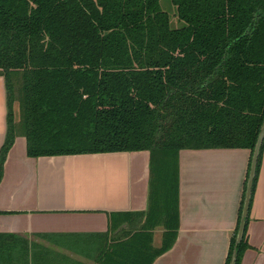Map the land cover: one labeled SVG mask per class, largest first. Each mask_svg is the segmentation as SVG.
Masks as SVG:
<instances>
[{"label": "trees", "instance_id": "obj_1", "mask_svg": "<svg viewBox=\"0 0 264 264\" xmlns=\"http://www.w3.org/2000/svg\"><path fill=\"white\" fill-rule=\"evenodd\" d=\"M170 1L177 27L160 0H0V179L17 135L29 157L149 151L147 209L110 214L97 264L166 252L179 227V151L247 149L249 168L264 118V0ZM236 229L224 264L248 247L246 224L237 244Z\"/></svg>", "mask_w": 264, "mask_h": 264}, {"label": "crops", "instance_id": "obj_2", "mask_svg": "<svg viewBox=\"0 0 264 264\" xmlns=\"http://www.w3.org/2000/svg\"><path fill=\"white\" fill-rule=\"evenodd\" d=\"M6 132L0 75V149ZM249 156L241 148L179 151V227L173 245L152 264L225 263L239 225ZM149 157L147 150L29 157L25 138L17 135L0 179V235L6 237L0 239V264H97L110 214L147 209ZM250 199L248 247L239 264H264V144ZM162 230H153L155 246Z\"/></svg>", "mask_w": 264, "mask_h": 264}, {"label": "water", "instance_id": "obj_3", "mask_svg": "<svg viewBox=\"0 0 264 264\" xmlns=\"http://www.w3.org/2000/svg\"><path fill=\"white\" fill-rule=\"evenodd\" d=\"M263 136H264V118H263L262 125H261L260 131L256 139L255 146L252 151V155H251L250 167L248 171V177H247L246 187H245V192H244V197H243L242 210H241L239 225H238V229H237V233L235 237V244L239 243L243 236L244 227H245V218L248 212L252 182H253V177L255 174L256 161H257V157L259 154L260 145H261ZM235 261H236V250L233 251L229 264H235Z\"/></svg>", "mask_w": 264, "mask_h": 264}, {"label": "rangeland", "instance_id": "obj_4", "mask_svg": "<svg viewBox=\"0 0 264 264\" xmlns=\"http://www.w3.org/2000/svg\"><path fill=\"white\" fill-rule=\"evenodd\" d=\"M160 6H161V9L162 10H165L166 12L169 13L170 15V23H171V26L172 27H177L180 25V23L178 22L177 18L174 17V13H175V8L174 6L172 5L171 1L170 0H160ZM17 109H18V105L17 103L14 104V113L17 115ZM159 236V232H155V237H154V240L157 239V237ZM158 241V239H157Z\"/></svg>", "mask_w": 264, "mask_h": 264}]
</instances>
